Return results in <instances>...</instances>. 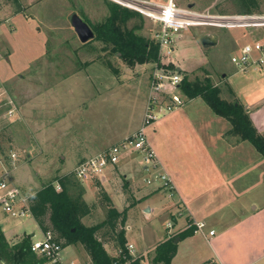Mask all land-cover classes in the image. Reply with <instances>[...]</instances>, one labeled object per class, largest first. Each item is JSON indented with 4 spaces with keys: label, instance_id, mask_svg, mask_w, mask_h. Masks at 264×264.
<instances>
[{
    "label": "rangeland",
    "instance_id": "obj_1",
    "mask_svg": "<svg viewBox=\"0 0 264 264\" xmlns=\"http://www.w3.org/2000/svg\"><path fill=\"white\" fill-rule=\"evenodd\" d=\"M109 1L10 0L0 4V90H5L14 105V114L8 117V108L0 98V160L8 170L18 168L14 177L22 184L19 188L23 193L71 173L87 157L136 130L156 69L171 74L179 68L182 76L187 75L191 81L207 77L211 84L220 86V97L227 101H239L235 92L227 90L229 85H245L247 91L264 85L263 70L243 72L231 62V56L241 44L251 41L252 34L263 40L264 27L192 26L174 35L170 54L161 49L159 66L151 63L129 66L119 54L104 49V43L94 38L85 43L79 41L68 20V15L76 12L90 27L98 24L109 14ZM176 2L211 15L244 13L238 0ZM258 3L257 12L264 13V0ZM141 17L142 23L132 19L127 26L142 24L136 33L152 40L157 25ZM207 33L217 35L215 45L202 46L201 36ZM170 64L174 69L167 68ZM175 92L182 94L180 87ZM164 117L146 128L155 150L159 142L153 127ZM10 150H15L18 157L22 155L14 166L7 158ZM139 159L137 153L127 151L113 171L121 178L119 167L127 170L129 161L138 163ZM86 181L79 180L83 187ZM138 185L137 189L144 188L141 183ZM89 194L85 199L93 202L94 195ZM116 203L120 205L119 201ZM93 204L91 214L82 219L85 225L98 223L105 217V202L98 198ZM0 221L12 231L35 232L33 239L42 236L31 215L14 217L0 209ZM149 225L156 226V220ZM103 232L99 231L97 236L114 244L113 234L108 232L104 238ZM15 235L9 236L10 243L21 238ZM81 247L80 244L65 246L64 257L86 260ZM107 249L108 253L116 254L117 250L111 246Z\"/></svg>",
    "mask_w": 264,
    "mask_h": 264
},
{
    "label": "crops",
    "instance_id": "obj_2",
    "mask_svg": "<svg viewBox=\"0 0 264 264\" xmlns=\"http://www.w3.org/2000/svg\"><path fill=\"white\" fill-rule=\"evenodd\" d=\"M251 36V41L244 44L260 40L253 34ZM251 69L262 70L251 66L243 72ZM228 78L224 77V80L228 81ZM262 86L247 91L245 85H234V89L229 85L227 90L235 92L238 102L245 106L254 126L264 136ZM164 116L153 128H156L160 143L156 149L160 166L175 186L173 196L169 198L158 184L144 183L143 178L150 171L146 170L143 161H129V169L119 167L121 178L113 171L115 167H109L107 174L88 180L85 187L82 186V198L91 208L89 214L99 198L100 188L118 211L128 207L125 221L127 244L133 245L132 255L143 259L145 264L150 263L155 247L170 236H175L176 244L170 264H202L206 261L214 264H264V157L249 141L229 136L230 123L215 114L201 97L187 98L182 107ZM16 170H8L0 160V174L7 173L8 184L20 187L22 184L14 177ZM120 181L122 187H119ZM138 183L144 188L137 189ZM88 192L94 195L93 202L86 201ZM154 220L156 226L152 228L149 223ZM194 220L204 222V228L180 236ZM168 221L170 227H167ZM0 226L8 241L14 234L16 238L28 234L12 231L1 221ZM210 230L214 233L209 234ZM40 232L42 235L41 229ZM29 235L34 240L35 232ZM103 243L107 252V246L117 250L109 241L103 240ZM85 254L87 259L83 261L91 260ZM109 254L117 256V251Z\"/></svg>",
    "mask_w": 264,
    "mask_h": 264
},
{
    "label": "trees",
    "instance_id": "obj_3",
    "mask_svg": "<svg viewBox=\"0 0 264 264\" xmlns=\"http://www.w3.org/2000/svg\"><path fill=\"white\" fill-rule=\"evenodd\" d=\"M238 2L243 12H257L260 8L258 0ZM107 7L108 16L102 22L91 26L95 34L93 40L104 43V49L109 48L111 52L119 54L129 66L142 63L159 65V45L153 39L136 33L142 24L127 26L132 19L142 23L141 15L112 1L107 2ZM167 68L174 69L171 64ZM180 89L188 99L201 97L215 114L230 123L229 136H234L239 141H249L264 157V136L254 126L243 104L221 98L220 88L211 84L207 77L204 80L195 78L191 81L184 75ZM56 184L60 186L59 190L56 189ZM83 192V187L73 172L54 177L29 195L30 214L41 231H50L63 248L67 245H82L92 264H145L143 259L133 256L126 248L125 221L128 207L118 211L100 188L99 198L105 202V217L98 223L85 225L81 219L89 214L91 208L83 200ZM194 229L190 225L180 236L191 234ZM101 230H104V238L108 232L113 234L117 256H111L105 249L103 239L97 236ZM174 238L175 236H170L155 247L149 264L171 263L176 252ZM31 242L30 235L25 234L10 243L0 226V261L6 264H41V259L30 249ZM202 264L214 263L206 261Z\"/></svg>",
    "mask_w": 264,
    "mask_h": 264
},
{
    "label": "built area",
    "instance_id": "obj_4",
    "mask_svg": "<svg viewBox=\"0 0 264 264\" xmlns=\"http://www.w3.org/2000/svg\"><path fill=\"white\" fill-rule=\"evenodd\" d=\"M8 1L0 0V4ZM110 1L121 7L138 12L157 25L152 38L159 45V56L163 48H165L166 54H170L174 35L192 26L207 24V26L219 27H264L263 12L211 15L195 11L191 6L182 7L176 0ZM231 62L241 70H246L252 66L264 71V40L244 44L231 56ZM159 65L155 64V67ZM159 70L156 69L151 78L148 97L138 128L122 141L98 151L76 165L72 172L78 180H91L102 177L107 168H114L127 151H132L140 156V159L145 164L144 167L150 171L149 175L143 178L144 183L146 185L158 184L169 198L173 196L174 183L169 175L162 170L156 151L148 140L146 128L151 126L158 118L182 107L187 99L183 93L178 94L175 92V90L179 89L183 79L181 72L173 70L171 74H165ZM0 98H2L8 108L6 115L11 117L14 114L13 101L3 89L0 90ZM7 158L14 166L15 161L19 157L15 150H10ZM8 182L7 173L0 174V208L8 215L14 217L31 215L29 195L24 194L19 187L10 186ZM56 189H60L58 184H56ZM191 225L195 227V231L201 230L205 226L204 222L197 220H194ZM170 226L171 222L168 221L167 227ZM213 233V230L209 231V234ZM126 248L129 253H133L132 244H127ZM30 249L41 259V264H92L91 260L81 261L76 258H65L63 255L64 248L60 242L53 238L50 231L42 233L40 239L32 240Z\"/></svg>",
    "mask_w": 264,
    "mask_h": 264
},
{
    "label": "water",
    "instance_id": "obj_5",
    "mask_svg": "<svg viewBox=\"0 0 264 264\" xmlns=\"http://www.w3.org/2000/svg\"><path fill=\"white\" fill-rule=\"evenodd\" d=\"M68 20L74 29L79 41L82 43L92 40L95 36L93 29L86 23L76 12H72L68 16ZM218 40L215 34H206L201 36L202 46L215 45ZM180 71V69H177ZM176 241V240H175ZM0 264H6L4 261H0Z\"/></svg>",
    "mask_w": 264,
    "mask_h": 264
},
{
    "label": "flooded vegetation",
    "instance_id": "obj_6",
    "mask_svg": "<svg viewBox=\"0 0 264 264\" xmlns=\"http://www.w3.org/2000/svg\"><path fill=\"white\" fill-rule=\"evenodd\" d=\"M69 16V15H68ZM92 28V27H91Z\"/></svg>",
    "mask_w": 264,
    "mask_h": 264
}]
</instances>
